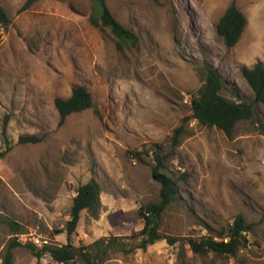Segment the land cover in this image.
Instances as JSON below:
<instances>
[{
	"label": "rangeland",
	"instance_id": "obj_1",
	"mask_svg": "<svg viewBox=\"0 0 264 264\" xmlns=\"http://www.w3.org/2000/svg\"><path fill=\"white\" fill-rule=\"evenodd\" d=\"M26 1L0 0L10 19L0 26V264L14 237L23 245L12 264H55L26 245L67 244L60 231L78 188L92 180L101 208L82 213L73 244L118 237L123 245L105 264H264V107L256 104V119L240 122L231 139L191 120L180 145L171 141L193 114L206 67L218 71L226 97L255 102L241 67L264 62V0H108L137 37L123 51L90 23L92 1L39 0L22 11ZM234 2L248 24L228 48L217 25ZM76 85L87 87L94 106L61 124L55 100ZM27 135L42 141L21 144ZM147 150L160 153V173L177 182L179 199L160 233L179 241L142 250L139 210L159 202L162 190ZM241 214L253 228L236 255L192 252L189 238L218 239ZM12 222L25 233L14 235Z\"/></svg>",
	"mask_w": 264,
	"mask_h": 264
},
{
	"label": "trees",
	"instance_id": "obj_2",
	"mask_svg": "<svg viewBox=\"0 0 264 264\" xmlns=\"http://www.w3.org/2000/svg\"><path fill=\"white\" fill-rule=\"evenodd\" d=\"M37 1L39 0H27L22 11L30 10ZM90 1L98 7V11L90 17L92 26L100 30H108L114 37L119 51L136 44V35L116 19L108 6V0ZM9 23L7 11L4 6L0 5V26H7ZM247 24L246 15L234 2L221 17L217 31L225 40L226 46L234 48L242 39ZM241 72L254 92L255 102L235 101L226 97L224 95L225 83L222 77L216 69L206 67L203 84L192 96V116L184 118L182 124L173 131L171 141L174 148L180 145L182 137L187 132L186 126L191 120L197 121L203 127H215L231 139L240 122L256 119V104H261L264 107V62L259 61L252 67L243 65ZM55 106L59 112L61 124H63L70 115L93 108L94 102L87 87L76 85L73 87L72 95L69 98H56ZM7 126L8 122L4 125L3 132L5 135L7 134ZM41 141L42 139L35 135L20 137L21 144L39 143ZM145 154L148 157L153 154L154 159L158 162L153 168V176L162 185V190L159 202L146 204L139 210L140 218L144 221V227L137 235L141 239L138 248L146 250L160 240H166L169 245L175 246L179 239L163 236L160 233V226L165 211L179 199L178 185L173 178L160 173L161 155L158 151L147 150ZM134 156L139 158L141 153L135 152ZM101 193V186L95 180L78 188L70 210V220L67 222L65 230L60 231V233L66 232L67 244H45L43 247H38L34 243H29L26 246L38 259L47 256L59 264H105L113 247L123 245L118 237L101 238L89 245L75 246L73 244L82 213L88 211L97 216V212L101 208ZM262 220L264 221V216ZM11 226L14 235L25 233L21 224L12 222ZM252 228L253 226L248 224L246 218L241 214L235 218L234 222L218 239L216 237L189 238L187 243L196 255L213 253L221 257L234 256L245 246L246 234L250 233ZM22 245L18 237L12 239L5 257V264H12L13 250Z\"/></svg>",
	"mask_w": 264,
	"mask_h": 264
},
{
	"label": "built area",
	"instance_id": "obj_3",
	"mask_svg": "<svg viewBox=\"0 0 264 264\" xmlns=\"http://www.w3.org/2000/svg\"><path fill=\"white\" fill-rule=\"evenodd\" d=\"M55 264H59V263H56V262H55Z\"/></svg>",
	"mask_w": 264,
	"mask_h": 264
}]
</instances>
